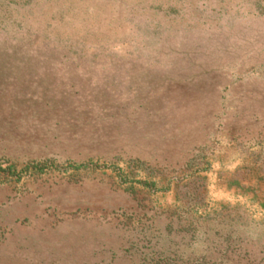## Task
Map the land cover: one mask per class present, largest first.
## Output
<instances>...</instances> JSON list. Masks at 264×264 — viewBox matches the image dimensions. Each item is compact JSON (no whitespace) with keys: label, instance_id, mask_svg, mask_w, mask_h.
Segmentation results:
<instances>
[{"label":"rangeland","instance_id":"rangeland-1","mask_svg":"<svg viewBox=\"0 0 264 264\" xmlns=\"http://www.w3.org/2000/svg\"><path fill=\"white\" fill-rule=\"evenodd\" d=\"M0 264H264V0H0Z\"/></svg>","mask_w":264,"mask_h":264}]
</instances>
